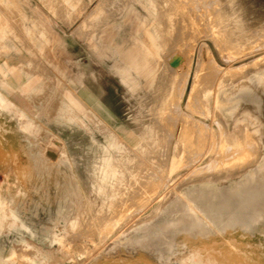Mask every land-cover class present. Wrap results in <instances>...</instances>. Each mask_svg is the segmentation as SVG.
Instances as JSON below:
<instances>
[{"label": "rangeland", "instance_id": "obj_1", "mask_svg": "<svg viewBox=\"0 0 264 264\" xmlns=\"http://www.w3.org/2000/svg\"><path fill=\"white\" fill-rule=\"evenodd\" d=\"M101 1L0 0V32L7 34L4 39L0 38V89L5 93L0 92L5 99L0 106V218L7 220L0 235V264H264V236L259 235L260 227H255L250 237L244 236L237 228L234 233L218 234L213 225L202 231L192 227L193 231L188 236L187 233L169 229L170 237L159 239V242L153 239L165 223L160 211L166 208L169 201L160 208L162 203L173 200L174 193L182 194L190 184L182 185L181 182L188 178L191 170L203 168L206 164L208 166L215 161L216 155L209 152L195 166L188 165L192 158L189 149L187 152L184 149V154L176 158L174 153L178 149L174 142L183 128V120H187L185 114L191 115L188 111L183 113L182 105L174 106L175 113H179L176 116L168 110L167 115L162 112L165 115L163 122L157 119L158 125L175 131L174 138L169 137L167 129L168 133H157L161 141L154 142L153 138L151 141L143 140L144 136H156L152 127L144 132L148 126L138 123L140 116L145 115L153 126L155 114L152 106L159 102V99H155L158 95L155 89L162 65L161 55L152 47L145 32V23L150 17L136 0H112L113 3L108 4ZM159 1L167 2L168 7H174L192 18L198 15L195 12L198 8L195 7L205 3L189 4V0H178L180 3L176 6L170 0ZM206 1H210L207 4L214 1V4L211 3V7L206 4L208 7L205 8L200 6L204 14L211 17L210 20L221 17L217 14L224 6H217L216 0ZM127 2L129 4L126 5ZM239 2L249 9L247 23L250 28L260 29L263 34L260 35L262 37L258 36L259 39H253V48L241 51L232 44L227 45L231 53L234 52L232 57L227 47L228 55H231H227L230 58L227 64L228 58L224 60L219 56L212 41L204 37L206 32L201 35L198 32V37L194 35L197 37H192L194 41L197 39L195 43L192 38L191 42L186 41L196 45L194 67L198 53L204 47L206 63L211 52L214 62L223 71H229L227 77L232 79L233 85L243 80L244 71L254 73L264 68V0ZM189 5L195 6V11ZM213 7L219 10L218 13L211 12ZM218 30L216 27L215 31ZM220 39L221 43H225V37ZM256 39L260 42H256ZM255 46H258L257 51ZM182 49L177 46L169 53L174 52V58L178 54L184 58L186 47ZM164 58L163 62L168 64L171 63L169 60L174 59L169 55H164ZM243 64L242 69L234 70V67ZM168 69L162 71L166 74ZM199 70L202 78L208 74V68ZM177 71L181 73L180 79L184 76L182 73L189 77L184 95V102L188 103L194 72L188 70L187 62L179 65ZM45 75L54 78L45 79ZM43 81L50 84L38 87V83ZM83 88L100 107L94 106L93 109L104 113L68 112L76 107L66 92L71 89L80 92ZM208 92L206 89L204 96ZM177 98L170 103L176 102ZM216 98L217 92H213L208 103L211 113L208 119L203 118L202 121L218 131L213 118ZM84 106L83 109H86L87 106ZM57 107L63 112L55 113ZM88 108H91L90 105ZM201 118L197 116V119ZM169 120L171 123H168ZM115 131L130 140L136 139L135 145L117 139ZM208 134L206 139L210 140V147L216 135L212 130ZM121 142L127 144L136 157L133 166L136 170L135 188L140 183L145 187L140 202L148 207L140 204L141 213L136 215L131 214L133 210L123 202V206L120 205L124 198L130 196L132 176H128L129 183L127 179L107 181L109 177L104 171L105 168L112 170L111 178L117 172L113 161L114 158H122L116 151ZM108 160L113 163L110 169ZM162 161L166 167L160 173L157 168ZM217 173L214 174L220 179L210 176L196 185L208 186L213 183L214 186H227L229 182L232 185L239 180L238 175L229 171L223 172L226 173L223 178L221 171ZM162 177H165L166 184ZM158 180L163 183L160 184ZM101 182L107 185L104 192L99 189ZM157 209L160 213H155ZM10 210L14 211L15 217L11 216ZM68 214L77 215L78 228H72L63 221V216ZM172 214L180 216V212L174 211ZM13 218L17 221V228L10 226ZM206 225L208 223L203 226ZM189 228L191 224L187 221L179 226L183 231ZM242 232L245 233L243 229ZM145 239H148L146 245L142 243ZM174 240H184V245L170 247ZM160 241L164 243L159 244Z\"/></svg>", "mask_w": 264, "mask_h": 264}, {"label": "bare ground", "instance_id": "obj_2", "mask_svg": "<svg viewBox=\"0 0 264 264\" xmlns=\"http://www.w3.org/2000/svg\"><path fill=\"white\" fill-rule=\"evenodd\" d=\"M136 1L144 8L146 13H148V15L150 17L148 19V21L145 23V25H146L145 26L146 27L145 32L149 36V42L152 45V47L154 49H156V52L159 55H161V57H162V65L160 67L161 69H160V72L158 75L159 79H158L157 86L155 89L156 93L158 94L157 98H155V99H159V102L156 103V106H152L154 114H155V116H153V122H152L153 126H151L150 122L145 119V115L140 116L139 123H138V124H146L148 126V129L143 130L144 132L148 131L149 127L150 128L152 127L154 129V131L156 132V136L150 137V138H147V137L145 138V136H144L143 140L144 141H151L153 138L152 141H154V142L155 141L156 142L161 141V139L159 140V138L157 137V133H159V132L160 133L161 132L168 133L167 129H169V132H170V133H168L169 137L171 139L174 138L173 134L175 135V133H174L175 131L173 129L170 130V128H166V126L161 127L162 125L161 126L158 125L157 121L159 119H161V121L163 122V120L165 118V117H163L165 115L162 114L163 111L166 114V111L168 112V110H169L170 113H172V115L173 114L175 115L176 109L174 110V106L179 107L180 105H182V108L185 111L183 113L185 114L188 111V112H190L191 117L186 116V114H185V118H187V120L186 121H185V119L183 120L184 121V123L182 125L183 128L179 134V137L177 136L178 137L177 140L175 142L173 141L175 147L178 149V151L176 153H174L176 158L180 157L184 154V151H183L184 149H186V152H187V149H189V154H190L189 156L192 158H191V161L189 160L190 164H188V165L195 166L197 163H199L203 159V157L208 155L209 152L211 153V151H212L216 155L215 161H212L211 164H208V166L206 164V166H203V168H202V166H201V168H194L193 170H191V174L188 176V178H186L185 180H183L181 182L182 185H189L190 184L187 187V198L185 200H187V203L193 209H196L197 211H199L201 208L209 210V212H211L210 216L213 219H216V216H219V215L216 214L215 212H212V211H215L216 209L220 210L221 207L223 208L224 205H226V206L229 205L231 200L226 199V198H219L221 193L215 192L216 188H210L209 187V186H214L213 183H210L208 186L196 185V183L198 184L199 182H201L202 180H204L210 176H214V178L216 177V178L220 179L219 176H216L214 174L215 172L217 173L218 171H221L222 173L224 171H229L230 173H232L234 175H238L240 181L235 182L232 185H230L232 182H229V184L227 185L228 187L224 186L223 188H220L221 190L226 189L229 191H234L235 193H238L240 196L239 198L236 197L237 199L236 198L233 199V201H236V209L232 210L228 207L229 211L224 215L226 217V227L230 228L233 226L240 225V226H242V228H244L243 230L245 231V233L247 235H251V236H252L251 233H253L254 228L260 227L261 232L259 233V235L264 236V68L254 72V73H249L248 71H246V72L244 71L243 80L240 81L239 83H237L236 85H233L232 79L227 77L229 74V71H227V70L223 71L222 67L218 66L216 64V62H214V59L211 58L212 55H211L209 48L208 49H209L210 53L208 55L209 56L208 63H206V61L203 58L204 53H203L202 48H204V47H201L200 52L198 53L199 57H197L198 59H197L196 67H194L192 64L194 62L193 54H194V51L196 48V45L194 43L197 40L196 39L194 41L193 38L195 39V37L197 36L196 34L200 33V35H201V33L206 32L204 37H206L207 39L212 41L216 50L219 53V56H221L224 60L228 58L227 61L225 62L227 64L230 63L228 61V60H230V58L228 57L230 54L228 55V52H227L228 48L230 46L228 47L227 45L232 44L238 50L245 51L244 49L248 50L249 48H253V46L251 47V42L253 41V39L260 36V35H263V34H261L260 29L253 30L250 28L249 24L247 23V18H248L247 12L249 11V9H248L246 4L239 2V0H216L215 4L217 6L223 5L224 7H221L222 11L220 10L221 12H219V14H217V15H220L221 17L218 16V18H216L215 20H210L209 18H211V17H209L208 15L206 16L204 14L203 9L200 8V6H202L201 4L199 5V7H197L195 4H193L196 6V7L194 6L195 8H198L197 11H195L194 7H191L189 5L190 9L193 8L194 11L196 12V14L199 15V13H201L203 15V16L202 15H199V16L196 15V17H194L195 15L193 14L194 13L193 12L192 14L194 16L191 15V16H193V18H192V17H189L187 15H183L184 13H182L180 10H176L174 7L173 8H170L171 6L168 7L167 2L162 3L159 0H136ZM186 1L187 2L190 1L189 4L193 3V2H196L199 4V1H205V3L203 4L202 7H204L208 2H210V1L207 2L206 0H193V1L192 0H189V1L185 0V2ZM170 2H172V5L176 4V6H177L178 0H170ZM213 2L214 1H212L211 3L214 4ZM101 3L102 4H108V3H113V1L112 0H102ZM181 3L186 4L184 2H181ZM127 4H129V2H127L126 5ZM182 4H180V5H182ZM210 4H207V5L210 6ZM180 5H178V6H180ZM208 6H205V7H208ZM210 7L208 8V10L210 9ZM219 7H218V9H219ZM168 8H170V9L168 10ZM199 8H200V10H199ZM177 9H180V8H177ZM213 9L215 10L216 8L213 7ZM206 10H207V8H206ZM214 10L211 11L213 14L214 13L216 14L219 11V10L218 11L217 10L214 11ZM190 11H192V10H190ZM220 13H222V15ZM189 14H191V13H189ZM212 17H213V15H212ZM216 27L219 28V30H218L219 32L215 31ZM251 31H253V32H251ZM194 35H196V36L194 37ZM222 36L226 38V41H224L225 43H221L222 38L220 39V37H222ZM260 37H262V36H260ZM171 38H173V39H171ZM174 38H176V40H178L179 42L177 41L178 42L177 43L176 41H174L175 40ZM191 38H192V41L194 43H187L191 40ZM199 38H201V37H199ZM258 39H259V37H258ZM255 41L257 42L258 40L256 39ZM260 41H261V38H260ZM260 41H258V42H260ZM186 43H187V45H186ZM177 46L179 48H183V49H185V47H186V50H184V52H183L185 55L184 58L181 57V55H179V54H178L179 57H178V55H175V58H174V56L172 55V53L174 54V52H172L171 54L169 53V52L173 51V49L176 48ZM203 46H205V45H203ZM206 46L208 47V45H206ZM262 46H264V44H262ZM255 47H256V51H257L258 46H255ZM261 47H259V48H261ZM229 50L231 53V48H229ZM204 51H205V48H204ZM226 52H227V54H225ZM165 53H169V54H165ZM233 53H231V55ZM164 55H169V56H172V58H174L173 60H169V63L171 61L170 64H168L167 62H166L167 64L163 62L166 59V58H164ZM232 57H233V55H232ZM223 59H222V61H223ZM184 62H187L188 70H190V71L193 70V72H194V83H193V86L191 89L190 99H189L188 103L184 102V95L186 92L187 82H188L189 77L187 76L186 73L185 74L182 73L184 75L183 76L184 78L182 77V79H180L181 73L179 71H177L179 65H181ZM139 63H140V61H139ZM231 63H232V61H231ZM141 65H142V62H141ZM243 66H244V64L239 66V67H234V70L242 69L241 67H243ZM200 68L203 69L204 71L206 70V68H208V71H207L208 74L204 78H202L200 76V74H201V71L199 70ZM231 68L233 69V67H231ZM167 69H168V72H166V74H165L162 70H167ZM144 74H145V72H144ZM188 75H189V73H188ZM253 75H255V76L253 77ZM200 77H201V80H200ZM206 89H208L209 92L206 96H204V92L206 91ZM213 92H217L216 109H215L216 114H215V117H213V118H214V122L218 125L217 126L219 129L218 131L215 128H213V129L210 128L209 123L202 121L203 118L208 119L207 117L211 113L210 108L208 106L209 105L208 103H210V96L212 95ZM198 94L201 95L200 98L197 97ZM178 96H180V98ZM174 98H177L176 102L178 100H180V103L176 104L175 101L170 103L171 100ZM4 101H5L4 97L0 94V106L4 103ZM94 102L96 103L95 100H94ZM96 105H97V103H96ZM177 111H178V109H177ZM180 113L183 114L182 111ZM177 114H179V113H177ZM195 115L200 116L202 118L197 119V116H195ZM179 117H181V116L179 115ZM178 120H177V123H178ZM170 121L171 120H169L168 123H171ZM180 121H182V120H180ZM174 124H176V122H174ZM174 124L172 126H174ZM170 125L171 124H169L168 126H170ZM107 129H109V128H107ZM211 130L213 132H215L216 136L213 138L212 144H210V147H209L210 140L206 139V138L209 135L208 132L209 131L211 132ZM233 131H235L234 134L232 133ZM115 134L117 136V139H120L121 141L124 140V141H127L128 143H132V144L134 143V141H136V139L130 140L129 138H127L125 136L124 137L121 136L117 131H115ZM175 139H176V137H175ZM165 141H167V140H165ZM134 145H135V143H134ZM127 146H128L127 144H123V142H121L119 144V146H117V148H116V151H118V153L122 156L123 159L122 158H116V159L114 158L113 162H115L116 168H117V172L113 173L114 179L110 177V175L112 176V170H107L105 168L104 171L106 173V176L109 177V179H107V181L108 180L109 181L114 180V181L118 182V181H123L125 179H127V181H128L129 180L128 176H130V175L132 176L131 177L132 178L131 179L132 189L130 191V196L127 197L126 199L124 198L121 201L120 205L123 202V204L127 205L130 208V210H133L131 212V214L136 215V214H139V212H140L139 207H140V204H142L140 202V199H142L141 195L144 194L143 188H145V187L142 186V184L140 183L139 187L135 188L137 181H136L135 176H134L136 170L134 169L133 166L136 163L135 162L136 157L134 156L133 152ZM141 148L144 149L146 147H141ZM207 149H209V150L206 151ZM135 153H137L136 150H135ZM123 155H125V158L123 157ZM186 157L188 160L187 155H186ZM145 158H146V155H145ZM148 160H150V159H148ZM157 160H159V159L157 158ZM147 163H148V161H147ZM186 163H188V162L186 161ZM112 165H113L112 161L108 160V168L109 167L111 168ZM159 165H161V166L158 167L157 170H159V172L161 173V170L162 171L165 170L164 168L166 167V163H163V161H162L159 163ZM155 172H157V171H155ZM153 173H154V171H153ZM159 174H157V175H159ZM223 174H222L221 178H223V176H225L226 173L224 175ZM149 175H151V174H149ZM149 179H151V178H149ZM103 181H105V180H103ZM146 181H147V179H146ZM162 181L164 182L165 179ZM162 181L158 180V182H160V184ZM128 183H129V181H128ZM128 183H126L127 184L126 186H128ZM150 183H151V181H150ZM164 183L166 184V182H164ZM154 184H156V183H154ZM206 187H209V188H206ZM106 188H107L106 182H101V184L99 185L100 191L104 192L106 190ZM145 192L147 193V191H145ZM176 196H177V194L174 193L172 195V198H176ZM149 198H151V197H149ZM168 201L170 203L173 200H166L165 202L162 203L160 208L164 207V204ZM118 203H119V201H118ZM118 203H116V204H118ZM116 204H115V206H116ZM123 204H122V206H123ZM143 204H145V203H143ZM111 206H109V207H111ZM145 206L148 207L146 204H145ZM173 206H174V204H173ZM160 208H159V210H160ZM121 209H122V207H121ZM121 209H119V210H121ZM159 210L157 209L155 213H157ZM10 213H11L12 217H15V213L13 210H10ZM114 213H116V212H114ZM222 213L223 212H221V214ZM191 214L189 212H187L186 214H182L180 216H174V217L172 216L173 218L170 221H168L167 223L165 222L163 225V228L160 231L155 233V235L153 236V239L158 240V242H159V239L165 240L164 239L165 237H170L169 236L170 232L168 233L169 229L178 230V232H182L184 234L187 233V236L190 235V233H192V231H193V230H191V229H193L192 227H197V225H198V221L196 219L197 215H195L196 216V218H195ZM124 215H126V213ZM120 217H118V218L120 219ZM166 217H167V215H166ZM223 217H221V218H223ZM221 218H220V221H221ZM165 219H167V218H165ZM113 220H115V219H113ZM63 221L68 226H70L72 228H75V229H76V227L78 228L79 219H78L77 215H73V214L64 215ZM120 221H122V219H120ZM185 221H187L188 223L191 224V228H189L190 230L188 229L187 231H183V230L179 229V226L181 224H183ZM220 221H218V222H220ZM6 222H7V220L0 218V235L2 233L4 226H6V224H7ZM218 224H220V223H218ZM103 225H104V223H103ZM10 226L12 228H17V221L14 219L12 221V224H10ZM22 226H23V224H22ZM206 226H203V229H204V227L206 228ZM25 228H26V226H25ZM151 231H152V229H151ZM73 234H74V232H73ZM73 238H74V236H73ZM147 240L148 239L143 240L142 243H144L146 245L148 243ZM161 243H162V241H160L159 244H161ZM158 246L160 247V245H158ZM170 247H173V245H170ZM147 249H148V247H147ZM196 260H197V258H196ZM198 263H199V261H198Z\"/></svg>", "mask_w": 264, "mask_h": 264}, {"label": "crops", "instance_id": "obj_3", "mask_svg": "<svg viewBox=\"0 0 264 264\" xmlns=\"http://www.w3.org/2000/svg\"><path fill=\"white\" fill-rule=\"evenodd\" d=\"M1 19H2V17H1V15H0V22H1ZM37 27V26H36ZM1 31H2V29H0ZM32 33L34 32V31H31ZM7 34L6 33H4V31L3 32H0V38H2V39H4L3 37L5 36V37H7L6 36ZM38 39V38H37ZM39 40V39H38ZM49 77H47V75H45L44 77H45V79H49V80H51V79H53L54 78V76H50V75H48ZM46 84H50V82H47V81H43V82H39L38 83V87H40L41 85H46ZM46 89V88H45ZM39 90V89H38ZM54 90L56 91V92H58V89H56V88H54ZM0 92L4 95L5 93L0 89ZM67 93V95H68V98L70 99V102L73 104V105H75V107L77 108H75L74 109V111L72 112L71 110L70 111H68V112H70V113H77L76 112V110H78V111H80V112H83V113H104V112H97V111H95L94 109H93V107L94 106H96V103L94 102V99L91 97V95H90V93L89 92H87V90L85 89V88H83V90H81L80 92H76L74 89H71V90H69V92H66ZM60 102H61V100H60ZM80 102V103H79ZM89 103V104H88ZM85 105V106H84ZM90 105V107L92 108H88L87 109V107ZM79 106H81V108H79ZM83 106L84 107H86V109L84 108L83 109ZM97 107V106H96ZM97 108H100V107H97ZM61 112V109L60 108H55V113H57V112ZM63 112V111H62ZM61 112V113H62ZM238 181H240V179L238 180ZM238 181H234V182H238ZM210 188H216V191L215 192H220L221 194H220V197L219 198H226V199H229V200H231V202H230V204L229 205H224L223 206V208L221 207V209L219 210V209H216L215 211H212V212H215L216 214H218L219 216H216V219H213L211 216H210V214H211V212H209V210H207V209H203V208H201L199 211H197L196 209H193L188 203H187V200H185L186 198H187V189L186 190H184L183 192H182V194H180V195H177L176 196V198H173V201L172 202H170V203H168L167 204V206H166V208L165 209H163V210H161L160 212L162 213V215H164V219L165 218H167V219H165L164 220V222H168V221H170L174 216H178V215H174V214H172V212H180V215H182V214H186L187 212H189L191 215H193L195 218H196V216L195 215H197V221H198V225H197V227L199 228V229H201V231L203 230V225H204V223H208V225L206 226V228L204 227V229H208V228H211V226H215V227H219V228H216L217 230H214L215 232H217L218 234H226V233H234V232H236V231H234L236 228L238 229V230H240L239 232L240 233H242V234H244V236L246 235V237L248 236V237H250L251 235H247V234H245L244 232H242V229H244V228H242V226H240V225H238V226H233V227H226V217L224 216L228 211H229V209H228V207L230 208V209H232V210H234V209H236V201H233V199H235L236 197L237 198H239L240 196H239V194L238 193H235L234 191H229V190H221L220 188H223L224 186L222 185V186H209ZM209 187H206V188H209ZM228 187V186H227ZM218 189V190H217ZM220 189V190H219ZM236 198V199H237ZM176 200V201H175ZM187 204H185V203ZM174 204V206H173V204ZM224 204V203H223ZM172 207V208H171ZM186 207V208H185ZM178 210H176V209ZM189 208V209H188ZM191 208V209H190ZM183 209V210H182ZM180 210V211H179ZM222 210V211H221ZM219 211V212H218ZM159 212V211H158ZM159 212V213H160ZM186 212V213H185ZM221 212H223L222 214H221ZM195 213V214H194ZM169 214V215H168ZM166 215H167V217H166ZM200 217H199V216ZM224 217H223V216ZM173 216V217H172ZM221 217H223V218H221ZM199 218V219H198ZM220 218H221V221H220ZM203 219V220H202ZM207 219V220H206ZM218 221H220V222H218ZM218 223H220V224H218ZM219 229V230H218ZM228 229V230H227ZM200 231V232H201ZM206 231H212V230H206ZM176 243V244H175ZM178 243V244H177ZM184 240L182 241V240H178V241H173L171 244L172 245H177V246H183L184 244Z\"/></svg>", "mask_w": 264, "mask_h": 264}]
</instances>
